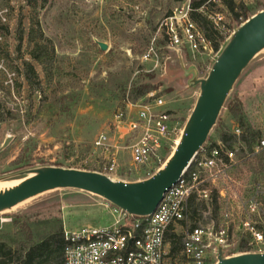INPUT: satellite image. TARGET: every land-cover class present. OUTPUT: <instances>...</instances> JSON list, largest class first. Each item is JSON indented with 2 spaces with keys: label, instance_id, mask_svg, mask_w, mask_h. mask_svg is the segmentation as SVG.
Returning a JSON list of instances; mask_svg holds the SVG:
<instances>
[{
  "label": "rangeland",
  "instance_id": "rangeland-1",
  "mask_svg": "<svg viewBox=\"0 0 264 264\" xmlns=\"http://www.w3.org/2000/svg\"><path fill=\"white\" fill-rule=\"evenodd\" d=\"M236 1L244 4L248 17L264 9V0ZM185 3L0 0V9L6 7L8 23L0 44L4 42L2 46L9 52L0 61V103L5 113L0 121V146L11 137L0 151V182L19 179L20 172L41 166L97 171L110 163L112 155L118 161L115 177L126 181L144 179L162 167L180 133L164 141L157 157L148 164L134 165L130 146L138 140L142 125L137 119L138 105L152 103L149 93L162 98L165 104L160 110L171 113L172 125L181 131L199 91L188 81L194 71L197 77H204L217 53L210 45L196 52L168 47L161 25ZM210 12L221 14L230 30L243 22V17L234 19L221 1ZM19 23L24 29L21 40ZM31 24L37 30V39L53 52L46 73L26 53ZM100 42L106 44L105 50L99 47ZM150 49L153 53L145 59ZM23 60H31L38 72L41 88L36 92L28 89ZM235 107L240 108L244 127L250 126L261 136L264 49L234 83L207 141L216 143L220 133L232 132L238 126L231 111ZM118 113L122 114L120 121L115 120ZM101 134L106 135L107 143L96 147L94 141ZM257 160L247 161L233 171L241 185L264 179V161ZM112 212L113 206L89 193L52 190L0 213V240L17 248L59 228L72 231L83 226L107 227L114 221ZM192 218H187L189 226L218 220V213L213 214L211 205L206 204ZM240 239L241 233L230 236L229 242L235 245L226 249V255L242 252Z\"/></svg>",
  "mask_w": 264,
  "mask_h": 264
},
{
  "label": "built area",
  "instance_id": "built-area-1",
  "mask_svg": "<svg viewBox=\"0 0 264 264\" xmlns=\"http://www.w3.org/2000/svg\"><path fill=\"white\" fill-rule=\"evenodd\" d=\"M219 2L206 0L194 9L191 0H186L183 6L172 11L161 25L168 47L186 48L191 52L208 48L204 33L190 16L193 10L208 14L218 34L226 39L233 30L226 26L221 14L209 13L213 10H209L210 4ZM5 11L6 7H1L0 20L4 23L7 22ZM151 53L152 49L144 58ZM148 97L152 103L138 105L137 119L142 125L138 140L130 146L134 165L148 164L157 157L164 141L171 140L177 131L181 132L172 125L171 113L160 110L165 104L162 98L153 93ZM121 117L118 113L115 120L120 121ZM130 125L132 129L136 126ZM232 133L237 137L232 148L219 140L215 146L206 141L179 180L165 190L151 214L130 215L113 206L114 221L110 226L63 230L64 264H215L216 244L222 245L223 256H228L225 252L235 245L229 242L235 232L243 237L238 244H245L242 252H263L264 179L241 185L233 171L253 159L264 161V132L250 148L240 140L239 127ZM106 141V135L101 134L94 145L104 147ZM117 162L112 155L110 163L97 171L115 177ZM193 197L196 202L209 205L215 200L218 220L189 226L187 210ZM172 234L180 237L178 250L172 247Z\"/></svg>",
  "mask_w": 264,
  "mask_h": 264
},
{
  "label": "water",
  "instance_id": "water-1",
  "mask_svg": "<svg viewBox=\"0 0 264 264\" xmlns=\"http://www.w3.org/2000/svg\"><path fill=\"white\" fill-rule=\"evenodd\" d=\"M101 50L106 44L99 43ZM264 49V9L248 17L233 29L216 53L204 77L196 72L188 81L198 86L195 103L183 125L177 142L163 166L149 177L126 181L99 171L62 166H41L20 172L16 185L0 190V213L38 195L57 189L89 193L130 215L153 212L163 193L175 184L192 158L207 141L234 83L251 60ZM11 137L0 146L4 149ZM215 264H264L263 252H242L223 256L216 244Z\"/></svg>",
  "mask_w": 264,
  "mask_h": 264
},
{
  "label": "trees",
  "instance_id": "trees-1",
  "mask_svg": "<svg viewBox=\"0 0 264 264\" xmlns=\"http://www.w3.org/2000/svg\"><path fill=\"white\" fill-rule=\"evenodd\" d=\"M205 1L206 0H191V6L192 8L197 9ZM220 1L226 7L228 13L231 14L234 19L237 20L239 17H243L242 21H245L248 18V16L246 15L244 4L241 1ZM29 4L32 3L29 2ZM214 6V4H210L209 10L213 9ZM190 16L192 20L197 24V26L201 29V31L204 33L210 47L217 52L222 42L224 41V37L218 34L217 30L214 28L212 20L208 18V14H206L204 11L193 10L190 13ZM7 32L8 23H4L0 20V38L1 36H5ZM35 32H37V30L34 29L33 25H29L26 35V53L29 58L39 64L43 71H45L46 73L47 66L53 60V52L51 51V48H49L46 44L37 39V37L34 35ZM23 33L24 29L19 23V40L22 39ZM1 42L2 41L0 40V43ZM2 44H0V61L3 59L5 60V57L9 56V52L3 48ZM18 49H20V47H18ZM31 60L22 61V72L28 89L31 92H36L41 88V81L39 79L38 72L35 70L33 64L31 63ZM3 108L4 107L0 103V121L3 120V116L5 114ZM231 111L233 116L237 117L238 119L237 127H239L242 131L240 135V140H242V142H244L246 146L250 148L251 145L255 143L260 137L259 132L255 131L247 125L246 127H244L242 116L240 114V108H231ZM219 141H221V143H223L226 147L232 148L237 142V137L232 132L223 131L219 135ZM212 145L215 146L216 143H213ZM260 160L262 159L260 158ZM205 205L206 203L204 202H196L195 198L193 197L188 204L187 212L189 218L193 219V216L196 217V215H199V211L205 209ZM210 205L212 207L213 214H216V201L213 200ZM170 241L172 243L173 249L178 250L180 245V237L172 234L170 237ZM64 243L65 242L61 228L48 232L37 242L31 243L29 245L22 244L17 248H13L6 241L0 240V264H64ZM245 248V244L242 243L241 250L243 251L245 250Z\"/></svg>",
  "mask_w": 264,
  "mask_h": 264
},
{
  "label": "bare ground",
  "instance_id": "bare-ground-1",
  "mask_svg": "<svg viewBox=\"0 0 264 264\" xmlns=\"http://www.w3.org/2000/svg\"><path fill=\"white\" fill-rule=\"evenodd\" d=\"M176 142H177V140L175 141V143H176ZM18 182H19L18 179H16V180H12V181L0 182V190H1V189H4V188H6V187H10V186L16 185Z\"/></svg>",
  "mask_w": 264,
  "mask_h": 264
}]
</instances>
